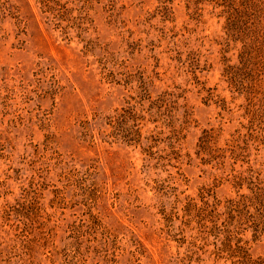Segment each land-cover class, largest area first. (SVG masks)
Instances as JSON below:
<instances>
[{
    "label": "rangeland",
    "instance_id": "rangeland-1",
    "mask_svg": "<svg viewBox=\"0 0 264 264\" xmlns=\"http://www.w3.org/2000/svg\"><path fill=\"white\" fill-rule=\"evenodd\" d=\"M219 1L0 0V264H232L196 202L264 178V82Z\"/></svg>",
    "mask_w": 264,
    "mask_h": 264
},
{
    "label": "trees",
    "instance_id": "trees-1",
    "mask_svg": "<svg viewBox=\"0 0 264 264\" xmlns=\"http://www.w3.org/2000/svg\"><path fill=\"white\" fill-rule=\"evenodd\" d=\"M238 1L220 0L218 4L223 7L221 12L227 19L228 33H233L235 39L244 43L242 63L251 84L247 91L252 94L257 93L264 82V31L257 24L260 17H254V12L251 13L253 7L248 3L238 6ZM132 111L131 107L124 109L117 121L124 124ZM119 134L129 142L140 140L138 129ZM234 186L238 188L236 195L223 203H211L204 195L201 204L196 202V240L203 245H213L212 252L216 257L232 264H264V255H253L250 240L246 238L247 233H251L255 241L264 237V178L253 174L248 177L235 176ZM243 188L247 191H243Z\"/></svg>",
    "mask_w": 264,
    "mask_h": 264
}]
</instances>
